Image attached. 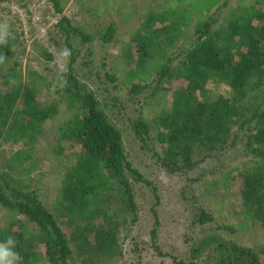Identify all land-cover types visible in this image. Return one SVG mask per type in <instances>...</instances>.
<instances>
[{
	"label": "trees",
	"instance_id": "16d2710c",
	"mask_svg": "<svg viewBox=\"0 0 264 264\" xmlns=\"http://www.w3.org/2000/svg\"><path fill=\"white\" fill-rule=\"evenodd\" d=\"M213 1L218 4L216 10L201 12L194 23L197 36H187L180 43L185 47L183 55H166L165 60L155 59L151 63L159 56L158 39L166 37L173 43L179 38L181 18L176 16L183 11V0H157L147 7L141 28L134 31L139 55L126 81L135 91L149 86L153 96L162 87L168 91L163 83L184 82L173 90L170 109L157 118V136L164 147L158 160L170 173L191 175L207 159H212L214 165L199 176L208 171L214 173L219 156L234 154L241 140L246 155L256 158L254 166L238 178L239 202L234 210L237 225L217 224L211 211L194 204L193 225H215L217 232L232 233L250 229L255 223L264 226V95L256 94L264 92V0L248 4L238 1L221 24L219 14L228 2ZM51 2L62 14L61 0ZM185 2L201 3L200 10L203 5H213L206 0ZM156 6L163 11L156 10ZM58 25L68 37L76 35L86 43L92 40L89 31L77 27L65 15ZM115 32L116 24L111 22L101 32L102 40L112 42ZM68 44L71 60L61 100L72 116L56 132L63 140L75 141L79 150L65 172L61 200L50 209L41 200L38 189L16 183L10 171L31 159L45 123L55 117L58 109L56 105H42L38 100L39 88L27 83L34 77L45 78L16 59L17 41L7 34L5 41L0 42V83L4 87L0 89V142L24 145L9 158V171L0 172V205L9 217L0 228V242L9 236L14 238L20 264H72L71 240L78 251L87 254L85 263L98 264L95 259L100 262L121 254L120 214L138 215L133 181L150 185L128 162L120 129L110 121L100 101L82 88L74 68L77 51ZM136 81L145 84L141 86ZM218 84H225L229 94L214 90L213 85ZM163 94L165 97L166 93ZM159 99L160 96L156 97L157 103ZM138 125L145 132L150 131V125L142 118ZM55 150L63 154L64 144L55 143ZM231 177L229 170L214 176L205 186L212 190L213 185L229 188ZM193 198L197 202V196ZM114 204L118 206L114 208ZM62 211L75 228L70 237L58 221L57 214ZM96 219L100 222L93 223ZM217 232L191 242L189 257L177 263L263 264L264 245L246 246Z\"/></svg>",
	"mask_w": 264,
	"mask_h": 264
},
{
	"label": "rangeland",
	"instance_id": "374dc122",
	"mask_svg": "<svg viewBox=\"0 0 264 264\" xmlns=\"http://www.w3.org/2000/svg\"><path fill=\"white\" fill-rule=\"evenodd\" d=\"M156 1L61 0V14L55 10L51 0H0V33L6 32L17 41L16 59L21 60L24 67L38 71L45 78L41 80L34 77L27 81L39 88V102L44 106L56 105L58 109L55 117L45 123L44 132L32 149L31 159L23 167L10 171L15 176L16 183L26 188L38 189L41 200L50 209L55 202L61 200L65 172L79 150L75 141L63 140L56 132L57 127L64 125L72 116L61 100L71 60L68 43L77 51L74 68L82 88L100 101L101 108L122 133L128 162L150 183L133 181L138 215L120 214L118 236L121 254L103 258L100 262L95 259L98 264H178V261L186 259L189 257L191 242L217 232L215 225H193L194 204H200L211 211L217 224L237 225L234 210L238 208L239 202L238 178L254 166L253 161L256 159L252 155L247 156L245 150H242L241 140L234 154L219 156L214 173L208 171L199 176V173L213 167L212 159L202 162L196 172L191 171V175L170 173L159 162L158 156L163 155L164 147L157 136V118L164 110L170 109L173 90L184 82L172 80L170 83H163L162 86L167 87L168 91L162 87L153 96V89L149 86L135 91L133 85L126 81L127 74L136 65L139 55L134 31L141 28L143 17L148 14L147 7L154 5ZM158 1L163 3L165 0ZM206 1L213 5H203L202 11L201 3L189 4L185 0L181 2L183 11L176 16L181 18L179 38L173 43H169L166 37L158 39V43H161L158 47L159 56L151 59L150 63L155 59L165 60L166 55H183L185 47L180 43L187 36H197L194 23L200 13L213 12L218 7L217 2ZM238 1L248 4L255 0H218L220 4L228 2L222 6L219 14L220 24L238 6ZM156 10L162 12L163 8L156 6ZM63 15L77 27L89 31L92 40L86 43L79 36L68 37L63 33L58 25ZM111 22L116 24L114 39L112 42H104L101 32ZM45 50L51 55H47ZM136 83L141 86L145 84L139 81ZM2 88L4 87L0 83V89ZM213 88L229 94V88L225 84L213 85ZM163 92L166 93L165 97ZM256 94L263 97L264 92ZM159 96L157 103L156 97ZM140 118L150 125L148 133L138 125ZM58 142L64 144L63 154L55 150V143ZM22 146V142H0V172L9 171V158ZM229 170L232 176L229 188L213 185L212 190L208 185L205 186L214 176L219 177ZM194 196H197V202H194ZM116 206L118 204H114V208ZM58 213V221L70 237L75 228L69 223L64 211ZM7 220L8 214L0 205V228L5 226ZM99 222L100 219L93 221ZM218 232L224 234L225 238L246 246L256 248L264 245V226L260 223L253 224L250 229H238L232 233ZM71 246L72 264H93L85 263L87 254L78 251L72 240ZM41 252H45L44 246L41 247ZM261 258L264 264V256Z\"/></svg>",
	"mask_w": 264,
	"mask_h": 264
},
{
	"label": "clouds",
	"instance_id": "9594fccd",
	"mask_svg": "<svg viewBox=\"0 0 264 264\" xmlns=\"http://www.w3.org/2000/svg\"><path fill=\"white\" fill-rule=\"evenodd\" d=\"M7 33H0V42H4ZM15 240L9 236L5 242H0V264H20L21 257L14 251Z\"/></svg>",
	"mask_w": 264,
	"mask_h": 264
}]
</instances>
